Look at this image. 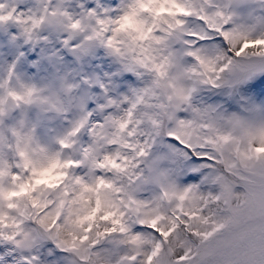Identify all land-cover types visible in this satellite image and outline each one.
Returning a JSON list of instances; mask_svg holds the SVG:
<instances>
[{
	"label": "snow or ice",
	"instance_id": "snow-or-ice-1",
	"mask_svg": "<svg viewBox=\"0 0 264 264\" xmlns=\"http://www.w3.org/2000/svg\"><path fill=\"white\" fill-rule=\"evenodd\" d=\"M209 4L203 0V5ZM14 11L0 14V22L31 19L14 16ZM193 16L202 22L206 35L185 32L184 18ZM68 18L71 28L79 27V20ZM230 19L221 11L206 12L195 0H130L116 19L96 20L99 28L94 31L117 50L121 42L109 33L126 29L135 33L129 46L139 53L136 63L155 74L157 86L175 66L173 54L165 52L169 39L184 34L189 37L184 43L191 48L193 38L215 37L238 60L221 63L223 57L189 50L186 55L195 64L184 70L188 78L217 87L227 72L241 102L249 96L264 99V79H252L258 69L264 71V36L253 38L239 27L227 28ZM245 82L246 87H239ZM192 91L182 89L174 108L157 103L158 111L148 119L157 135L163 130L197 159L212 161L205 165L209 170L201 174L199 184L179 187L167 171L153 165L148 166V175L138 171L151 145L134 139L135 126L141 123L134 110L149 98L159 100L149 87L123 116H108L103 124L89 128L93 144L83 149L79 160L62 158L59 152L49 155L31 147L27 137L17 138L18 161L0 158V240L18 248L29 246L26 226L31 224L72 254L73 264H264V119L213 117L197 109H192V119H176ZM8 96L22 99L15 92ZM86 121L87 117L80 120L59 141L62 149L72 148L71 138ZM167 122L174 125L165 128ZM105 146L117 150L101 154ZM83 165L88 174H74L73 169ZM143 184L155 186L151 198L136 195ZM201 185L209 187L203 191ZM213 186L218 187L215 193ZM24 264L32 262L24 258Z\"/></svg>",
	"mask_w": 264,
	"mask_h": 264
},
{
	"label": "rangeland",
	"instance_id": "rangeland-1",
	"mask_svg": "<svg viewBox=\"0 0 264 264\" xmlns=\"http://www.w3.org/2000/svg\"><path fill=\"white\" fill-rule=\"evenodd\" d=\"M202 1H195L197 7L204 6L206 10L211 6L209 13L216 10L212 7L216 8L218 4L203 5ZM129 2L130 0H0V5H3L0 14H7L14 9V16L26 18L37 12L39 5L47 3L49 9L53 5H59L61 11L73 21L79 20L82 23L87 21L79 35H70V32L65 30L41 28L35 39L23 35L15 19L0 22V112H2L0 114V158L13 164L18 161L15 155L17 138L27 137L33 148L43 149L49 155L59 152L62 158L70 157L79 160L83 149L93 144L89 128L95 124H103L108 116H123L137 95L143 89L151 87V74L139 67L130 70L126 66V61L118 60L110 55L101 43L86 39L93 29H98L96 20L116 19ZM90 12L94 15L89 16ZM227 14L231 19L226 27L231 29L237 22L234 20L237 16L234 13ZM248 14L244 31L253 38L264 36V5L251 8ZM184 19L189 24L200 23L196 17ZM191 28L189 27L186 32H199L206 35L204 28L200 25ZM169 41L174 42L173 38L168 40L167 47L171 44ZM196 43L192 44L190 50L201 46L203 50L207 49V52L202 54L211 58L223 57V50L227 58L238 60L233 57L232 52L227 51L226 45L215 42V37ZM177 48L178 44H176ZM165 52L168 51L165 49ZM187 56H181L180 62L174 60L178 69L185 70L195 64L194 58L188 56L190 58L188 59ZM226 60L224 58L220 62L223 63ZM177 64L183 67L179 68ZM232 80L233 77L227 72L221 75V79L217 81V87L202 84L196 78L192 81L193 84L190 78L185 79V87L193 91L187 104L181 105L176 111V119H192L194 116L192 109L213 117L227 118L226 110L228 111V106L235 97L236 86H232L234 85ZM21 89L32 90L46 101L54 98L57 103L30 104L23 101H5L8 92H19ZM109 101L113 103L109 104ZM157 103L158 100L154 97L149 98L144 104L137 105L134 110L135 118L141 121L135 126L134 139L141 142L148 140L151 145L148 155L139 161L138 171L148 175V166H154L155 162L154 167L167 171L173 181L177 177V172L167 166L169 163L158 161V158L151 159L150 153L156 147L159 149L161 145H172L178 147V150L181 149L180 151L185 150L179 143L166 136L163 130L159 135L153 130L148 118L158 111ZM85 117L87 121L84 127L71 138L74 141L72 148L62 149L59 141ZM173 125L174 122H167L165 128ZM116 150L115 147L107 146L100 149L101 154ZM187 151L194 162H200L188 149ZM157 154L162 157L159 151ZM203 161H206V164L201 163L199 167L204 166L205 171H208L205 165H210L212 161L206 159ZM73 172L86 176L88 167L83 165L79 169H73ZM184 180L183 183H189L194 179L185 177ZM211 190L218 191V187L213 186ZM155 191L154 185L144 184L140 186L136 195L139 198H151ZM26 231H29L31 235L27 247L18 248L7 241L3 246L0 243V264H24V258L30 260L32 264H73L75 257L58 247L54 240L42 234L35 225H27ZM5 249L12 255L7 256Z\"/></svg>",
	"mask_w": 264,
	"mask_h": 264
},
{
	"label": "bare ground",
	"instance_id": "bare-ground-1",
	"mask_svg": "<svg viewBox=\"0 0 264 264\" xmlns=\"http://www.w3.org/2000/svg\"><path fill=\"white\" fill-rule=\"evenodd\" d=\"M128 1V0H127ZM196 1V0H195ZM258 4H256L257 2ZM263 3L261 4V0H210V4L209 5H217L216 8L212 9H216L215 11H221L224 14L230 13V14H236V18H234V20H237L236 24H233V28L234 27H239L242 30H244L245 28V22L248 20L247 18L249 17L248 13L251 10V8H254L255 6H263L264 5V0H262ZM203 2V1H202ZM197 4V2H196ZM126 6V5H125ZM124 7V6H123ZM211 7V6H210ZM210 7L208 9H206V12L209 13ZM125 8V7H124ZM223 8V9H221ZM228 15V14H227ZM229 16V15H228ZM248 16V17H247ZM194 17V16H193ZM195 18V17H194ZM199 21V20H197ZM187 21H185V32L186 30H188L189 27H198V25L202 26V22L200 23H194L193 24H189L186 23ZM192 22V21H191ZM231 23V22H230ZM198 24V25H197ZM203 27V26H202ZM191 28V29H192ZM205 30V29H204ZM189 32V31H188ZM54 38V37H53ZM52 39V38H51ZM172 39V38H171ZM189 39V37H187L184 34H181L179 36V38H173L174 42L169 41L171 44L169 47V49H167L168 47H166V50L169 52H173V56H174V60L175 61H179L181 56L186 55V52L189 51L191 48L186 45L184 43L185 40ZM41 40V38H40ZM170 40V39H169ZM197 40L193 39V43H196ZM44 43V42H43ZM192 43V44H193ZM176 44H178V48L176 49ZM197 44V43H196ZM171 47V48H170ZM193 50H199L201 53H206L207 49L203 50V47L199 46V47H195V49ZM225 51L222 50V56L226 59H228L225 54ZM228 55V54H227ZM190 57V56H189ZM188 58V56H187ZM190 59V58H188ZM192 59V58H191ZM186 61V59H184ZM183 61V60H182ZM180 62V61H179ZM255 63H258L255 62ZM180 64V63H179ZM178 65L179 68H182L183 66ZM186 64V63H185ZM192 65V64H191ZM194 65V64H193ZM190 66V65H189ZM186 68V67H185ZM189 68V67H188ZM183 69V68H182ZM224 79H226L223 76ZM252 79H264V71L262 70H257L254 74ZM191 82L194 80V78H190ZM189 81V80H188ZM225 81V80H224ZM190 82V81H189ZM250 82V81H249ZM229 83V82H227ZM193 84V82H192ZM247 82L241 84L239 87H246ZM232 86H236V85H232ZM235 97H233L232 102H230L229 106H228V111L226 110V116L227 117H231L233 115H237V116H243L244 118L250 119V120H254V121H259L264 119V99H256L254 96H249L245 98V102H241L240 101V95H239V91H238V87H235ZM227 97V96H226ZM225 97V98H226ZM215 106V104H213ZM225 107V106H224ZM211 109V108H210ZM225 117V116H223ZM155 145V144H154ZM183 148V147H182ZM185 151H180L178 150V147H173L171 146H165V145H161L159 147V149L156 147L150 154H152L151 159L153 158H158V161H161L163 163H169L167 166L170 167L171 169L173 168L174 171L177 172V177L176 179H174L173 181L180 187H185L186 184H199L200 179H201V174L202 173H206L207 171H205L204 166L201 168L199 167V165L202 163L206 164V161H203V159H197L200 162H194L191 159V156L188 154L189 152L187 151V149L183 148ZM159 151L160 155H162V157H160L157 152ZM183 161V162H182ZM151 162V161H150ZM149 162V163H150ZM153 163V162H152ZM155 162H154V166H155ZM181 178H180V176ZM185 177L189 178V179H194L191 180L192 182L189 183H183L185 180ZM187 181V180H186ZM144 186V184L142 185ZM208 185H201V189L203 191H206L208 189ZM215 188V187H214ZM213 188V189H214ZM237 191V190H236ZM217 192L214 191V193ZM1 245L3 246L5 241L0 240ZM7 245V244H6ZM5 245V246H6ZM7 252V256L8 255H12L9 254V251L7 249H5ZM10 250V249H9ZM11 252V251H10ZM5 261V260H4ZM1 262V260H0ZM17 264V263H16Z\"/></svg>",
	"mask_w": 264,
	"mask_h": 264
},
{
	"label": "clouds",
	"instance_id": "clouds-1",
	"mask_svg": "<svg viewBox=\"0 0 264 264\" xmlns=\"http://www.w3.org/2000/svg\"><path fill=\"white\" fill-rule=\"evenodd\" d=\"M29 17H31L30 20L23 23H18V26L20 27L23 35L32 39L36 38V35L41 28L65 30L69 31L70 35H79V33L83 31L84 26L87 24L86 20L83 23L80 21V25L78 28H71V21L69 20L68 16H66L65 13L61 11L60 6L53 5L52 8L49 9L47 3L39 5L37 12L32 13ZM112 27L115 28L118 26L113 25ZM109 34L113 35L115 41L121 42V47L119 50L116 49L115 44L109 46L103 37L98 38L94 29L89 35V37H91V39L89 40L98 41L99 43H101L110 55L114 56L118 60L126 61L127 67H139V65L136 63V58L138 57L139 53L134 47L129 46L132 43L131 37L134 36L135 33H133L130 29H126L122 31H117L114 34ZM144 70L152 76L151 87L156 91L157 95L159 96L158 103H163L166 107L169 108H174L177 104H179L178 94L182 89H187L185 87L184 81L185 79H188V74L184 70L178 69L175 65L172 69L169 70L168 78L160 80L158 86L153 84V81L158 79L155 74L146 69ZM15 93L18 96L22 97L20 101H23L24 103H57L54 98L50 101H46L44 98H41L37 93L33 91L29 94L28 89H21L19 90V92ZM169 97H171V100L168 99ZM9 100L15 102V100H13L7 95L5 97V101L7 102Z\"/></svg>",
	"mask_w": 264,
	"mask_h": 264
}]
</instances>
